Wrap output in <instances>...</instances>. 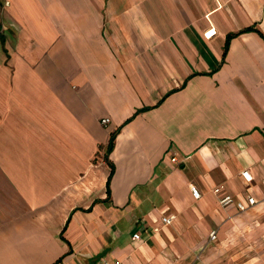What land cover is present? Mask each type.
Wrapping results in <instances>:
<instances>
[{
  "label": "crops",
  "instance_id": "crops-1",
  "mask_svg": "<svg viewBox=\"0 0 264 264\" xmlns=\"http://www.w3.org/2000/svg\"><path fill=\"white\" fill-rule=\"evenodd\" d=\"M102 262L264 264V0H0V264Z\"/></svg>",
  "mask_w": 264,
  "mask_h": 264
},
{
  "label": "built area",
  "instance_id": "built-area-1",
  "mask_svg": "<svg viewBox=\"0 0 264 264\" xmlns=\"http://www.w3.org/2000/svg\"><path fill=\"white\" fill-rule=\"evenodd\" d=\"M109 123H110V120L108 118H104L101 120V124L103 126H107ZM176 161L177 160L175 158V154H173V157L171 158V162H176ZM241 175L247 183H250L252 181V177L247 170H244L241 173ZM189 190H190L191 195H192L194 200H199L201 198V193L199 192V190L196 188L195 185L189 184ZM212 193L215 197H217V202H218L219 206L226 207L229 204L235 203L238 211H240V212H244L246 209H248L249 207L253 206L256 203L255 198L252 196L247 197V200L245 203L240 202V201H235L232 196H230L228 194H223L222 188H220V187H214L212 189ZM173 219H174V217H172V218L163 217L162 222L163 223H170L173 221ZM133 238L135 240H138V239H140V235H134ZM210 239L211 240L215 239V232H212L210 234ZM101 264H110V263L102 262Z\"/></svg>",
  "mask_w": 264,
  "mask_h": 264
},
{
  "label": "trees",
  "instance_id": "trees-1",
  "mask_svg": "<svg viewBox=\"0 0 264 264\" xmlns=\"http://www.w3.org/2000/svg\"><path fill=\"white\" fill-rule=\"evenodd\" d=\"M117 132H118V130H116L110 134L109 141H108V144L106 147V154H108L112 150Z\"/></svg>",
  "mask_w": 264,
  "mask_h": 264
}]
</instances>
